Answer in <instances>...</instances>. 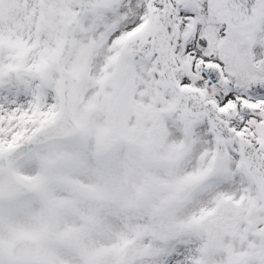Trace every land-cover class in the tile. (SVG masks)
<instances>
[{
    "label": "snow or ice",
    "instance_id": "1",
    "mask_svg": "<svg viewBox=\"0 0 264 264\" xmlns=\"http://www.w3.org/2000/svg\"><path fill=\"white\" fill-rule=\"evenodd\" d=\"M0 264H264V0H0Z\"/></svg>",
    "mask_w": 264,
    "mask_h": 264
}]
</instances>
